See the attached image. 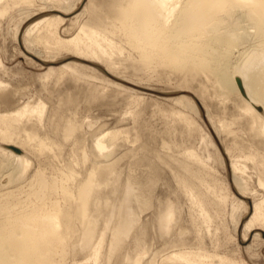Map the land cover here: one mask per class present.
<instances>
[{"label":"bare ground","instance_id":"6f19581e","mask_svg":"<svg viewBox=\"0 0 264 264\" xmlns=\"http://www.w3.org/2000/svg\"><path fill=\"white\" fill-rule=\"evenodd\" d=\"M74 1L0 0V19L12 18L11 12L15 7L28 11L37 6L36 12H26L23 19L15 23L13 38L26 54L45 66L42 79L55 77V80H60L66 76L73 85L72 92L60 96L58 104L47 116L43 102L0 114V141L5 142L0 150V175L7 173L5 184H8L6 188H0V264H63L68 255H71L69 258L73 259V264H138L146 250L141 249L142 252L133 259H128L127 255L120 256V253L139 220L138 211L151 206V190L164 170H161L162 165L171 173L170 177L178 185L180 193L196 206H192L197 212L191 213L190 220L196 213L199 223L210 225L213 217L208 211L207 197L215 190L212 186L207 187L210 182L205 183L210 172L207 169V173L205 168L207 159L209 161L213 156L208 151L206 156H200L195 150L184 148L182 159H176L171 154L165 156L166 152L165 155L160 154V148L157 147V151L155 145L156 138L149 137V141L141 142L136 149L130 148L133 161L128 172L123 174L119 167L122 166L120 159L111 158L107 149L115 146L118 139L124 140L127 133L125 135L126 130L110 131L102 132L93 141L89 152L98 160L90 162L89 155L85 153L86 138L81 137L83 131L74 117L81 101L91 102L96 93L93 84L84 88L78 83L88 80V77H99L88 76L85 69L90 67L78 62L57 63L59 66L51 67L52 61H47L36 51L38 44L52 52L70 51L73 58L90 65H104L107 74L119 77L110 60L117 51L122 53L115 45L116 37L137 50L132 70L152 66L180 76L182 86L188 89L186 91L192 90L195 101L205 107L204 114L217 138L220 134L226 135L220 133V129L230 134L232 124L243 129L245 140L233 134L231 146H226V140L223 149L229 160L231 181L240 198L247 201L245 205L235 198L248 213L241 225L243 240L246 236L256 240L261 232L264 236V0H83L80 7ZM82 12L87 13V20L79 23L75 32L60 36L59 29L64 22L68 19L74 23L79 21L77 19ZM0 69H3L1 59ZM100 79L105 85L117 86L118 90H130L111 79ZM2 86L0 80V88ZM138 100L141 99L135 97L130 102L135 104L134 113L136 104L140 103ZM170 100L184 103L194 111L197 109L191 98L173 97ZM44 116L49 125L46 132L40 130ZM176 116L184 127L191 126L185 115L178 112ZM212 116L219 117L218 125ZM222 139L218 138L219 142ZM201 141L212 146L214 154L222 161L219 147L207 131ZM161 142L163 148L168 146V143ZM223 142L220 143L224 145ZM67 144L71 147L68 157H65ZM22 147L38 160V167L31 175H24L29 160ZM233 148L237 149L235 158L230 151ZM248 162L252 163L251 169L257 171L256 183L263 191L258 199L245 195L248 189L243 175L248 170ZM139 170L141 172L137 174ZM203 184L210 191L208 194L206 190L209 196L199 190V187L204 188ZM218 197L219 204L225 201L226 196ZM175 212L173 205H168L157 219L163 232L170 230ZM191 221L193 223L194 220ZM145 223L142 224L144 227ZM256 224L260 227H255ZM144 227L134 230L132 246L138 248L143 242ZM252 230L259 232L251 233ZM78 255L83 257L77 258ZM169 255L165 262L160 260L163 262L160 264H203L202 257L207 254L177 251ZM220 257L218 259L217 256L215 264H238ZM76 258L84 259L77 261ZM149 260L146 264H154Z\"/></svg>","mask_w":264,"mask_h":264},{"label":"rangeland","instance_id":"374dc122","mask_svg":"<svg viewBox=\"0 0 264 264\" xmlns=\"http://www.w3.org/2000/svg\"><path fill=\"white\" fill-rule=\"evenodd\" d=\"M97 1L100 2V0H97ZM82 2L83 0L74 1L77 7H80ZM36 7L37 6H34L35 9H37ZM15 9L18 12H16ZM35 9L29 8V10L27 9L28 11H24V10L22 11L20 10V8L17 9V7H15L11 12L12 18L0 19V59L3 64V69H0L1 70L0 80L3 82V86L2 88H0V114H6L7 112H11L13 110H16L26 105L35 106L38 102H43L45 105L44 114L45 116H47L48 113L52 109H54V107L58 104L60 96H62L63 94L72 92L71 90H72L73 85L70 81H68V77L66 76L60 80H55V77H52L46 80L42 79L41 76L44 74V71H46L45 66L40 65L37 62V60H35L30 55L26 54L23 51L20 43L16 41L15 38H13L15 23L22 20L23 17L26 15V12L28 13L32 11L36 12ZM81 15L79 16L80 19L79 18L77 19L79 21H76L75 23L71 22L69 19H68L69 21L68 20L65 21L62 27H60L59 29V34H61L60 36L64 37V35L67 36L75 32L78 24L85 22L84 21L85 19L87 20V17H86L87 13L82 12ZM66 25L68 27H66ZM114 39L116 40V41L114 40L116 42L115 45L121 49L120 51L122 53H119V51H117V53L114 56H112L110 60H112L111 61L112 69H114V72H116V74H118L119 77L117 76L113 77L107 74L105 72L106 70H105L104 65H99V64L90 65L87 62H83L81 60L73 58L71 56L72 54L70 51L68 52L67 50L66 51L59 50L56 52H52L51 49L43 48V46L40 44H38L36 48V51L40 55H43V57L47 59V61H52L51 67H57L59 66V64L63 62H70V63L78 62V63H82L90 67L89 69H85V73L88 76L95 75L99 77L98 79H92L88 77V80H86L87 79L86 78L83 80V82L81 81L82 83L81 82L78 83V85H82L84 86V88L89 87L90 86L89 84L91 83L96 88L95 95L94 93H92L91 95V97L93 95L94 97L93 99H91V102H89L90 104L86 100L81 101L82 104L80 103V106H78L79 108H77V111H76L77 116L74 117L77 124L79 125V129L80 130L82 129L81 131H83L82 132L83 134H82L79 130V132L81 133V137H83L84 139L86 138L85 140H86L87 149L85 153H87V156L89 155L88 160L92 163H95L98 160L94 155H91L89 150L91 149L93 141L99 134H101L102 132H110V131L125 132L126 130L125 135L126 133L127 135L125 139L127 141L125 139L124 140L118 139L117 144L115 146L111 145L107 149L111 153L110 154L111 158L113 159L115 158L114 160H116V157L117 159H120L119 164H122V166L120 165L119 167L121 168V171L123 170L122 173L126 174L128 172L127 169L130 168L131 163L133 161V159L130 156L131 149L132 150L136 149V147L141 145L143 141L144 142L146 140L149 141V137H155L156 138L155 145H157L156 148L157 147L160 148L159 151L157 148V151L161 152L160 154L162 155H165V152H166L167 155L165 156H169V154H171L170 156L176 159H182L181 154L183 153L184 148L193 149L200 156H206L207 151L208 153L213 154V156H211L209 161L207 159V162H208L206 163L207 165L205 164L206 170L208 169L210 171L208 173V170H207L208 177H206L205 183L209 184L210 182L211 185L209 184L207 185V187L212 186L215 190L214 192L216 193L215 194L214 192L211 191L212 193H210V196H209L208 194L210 191L206 189L207 188L206 184H203L204 186L201 185L204 188L199 187L200 188L199 190L200 191L202 190L205 195H206V190H207L208 194L206 196H209L207 197L208 203H209L207 204L208 211L210 212V215H212L213 217L211 219L210 225L209 224L202 225L201 221H200L201 223L198 222L200 218L198 219V217H195L196 213H193L191 220H194V221L192 223V221L190 220V215L192 212H197V209H193V207L196 208V206L189 200L187 196L186 198L184 197L182 193H180L181 191L179 190L178 185L175 184L176 182H174V179L170 177L171 173L164 165H162L163 167H161V170L163 169L164 170L161 172L162 173L165 172L164 174L167 177L163 175L162 173H161L162 175L160 174V177L158 179L159 182L157 180V183H156L157 186L155 185L153 188V190L154 189L155 190L154 191L151 190L152 191L151 192V198H152L151 206L149 208L138 211L137 216L139 217H137V219L139 220H137L134 230L137 228H140V226L144 227V225L142 224H144L145 222H147L148 226H150V224L151 226L147 227V225H145L144 227L145 235L143 238V242L138 248L135 247L134 245L132 246L131 236L134 234V230H132L129 236L131 239L129 237L126 238L124 245L121 249L122 252L121 251H120L121 253L119 252L121 254L120 256L127 255L128 259H133L137 255L138 252H142L146 250L147 252L144 251L143 259H141V262H139L138 264H146L147 262H150L149 258L154 262V264H156V262L158 261L159 262L157 264H160V263L165 262V259L168 256H170L169 254L171 253H174L177 251H186V252L190 251L191 253H194V252L195 253L198 252L202 254L204 253V255L206 253L208 257L207 255L202 257L203 264H204V261H205V264H207V262H209V264H215V261H217L220 256H221L220 258L222 257L225 259L228 258V260L230 261L233 260V262L238 263V264L239 263L240 264H264L263 232L260 233L261 234L260 237H258V239L256 240L250 238V236L249 237L246 236L245 240H243L244 237H242L243 231L241 232L242 230L241 225L247 219L248 213H247V210L244 208V206L242 207V205L239 206L237 204L235 198L243 201L244 203L245 202L247 203V201H245L244 199H241L240 196L237 194L234 184L231 181V172H229L230 168L228 167L229 160L226 154L224 153V149H223L225 148L226 140H227L226 142H228L226 143V146H228L229 144H230L229 146H231L232 144L231 138L235 136L236 137L240 136L241 137V138L239 137L240 140H243L244 135L242 134H245L243 129L233 124L230 126V128L233 129L232 131L230 130L231 132L230 134H228L226 131L224 132L223 129H220L221 130V131L219 130L220 133H226L227 135V137L225 134L219 135L218 137L219 139L220 138L222 139L223 137L225 138V139L224 138L222 139L224 142L220 141L221 143L223 142L224 145H222L219 142L216 135H214V132L211 129V126L204 114L205 111L203 110L205 107L203 108L200 104H198L195 101V97L190 92L192 90L189 89V91H186L188 89L182 86V82H181L182 79L180 76H176V74H172L167 71H159L157 68L154 69L152 66L141 68L138 71L132 70L133 68L131 65L134 62V60L136 61L135 58H136L137 50L131 48V46H129L127 43H121L122 41L121 42L118 41L116 37ZM128 59L130 60L133 59V60L130 61ZM126 60H128L129 63ZM102 77L111 79L112 81H115L119 85L129 88L130 90H126V91L124 89L121 90L122 88L118 90L117 86L115 87L114 85H110V86L105 85V83H102L104 81L100 79ZM133 82L138 83L141 86L140 87L133 86L134 85ZM43 84H46L44 85L45 87L43 86ZM83 90L85 91V89ZM85 93L87 94V97H88L89 94L87 93V91H85ZM83 97L85 99L87 98L86 96H83ZM135 97H138L141 100H138L140 101V103L138 102L139 104H136L137 106L135 108V113H134L135 104H132L130 102H132L131 100L132 99L134 100ZM173 97L191 98L197 107L196 111H194V109L192 108H189L184 103L179 104L177 102L175 103V101L170 100V98H173ZM208 110L211 113L210 107L208 108ZM130 112H133V113H130ZM136 112H137V115H136ZM140 112H143V113L140 114ZM178 112L182 115H185L191 121V126H189V128L184 127L183 122H180L179 117H177L179 115L176 116V113ZM66 115L68 114L66 113ZM45 116L41 123L42 127L40 126L41 124L39 125V128L40 127L42 128V129L40 128L42 132H46L49 129V125L47 124V122H45L47 121V117L45 118ZM212 117L215 119L214 121L218 125L217 120L219 117H215V116H212ZM133 119L135 120L133 121ZM138 123H140V125ZM43 129H45V131ZM206 131L212 137L216 147L217 148L219 147L218 151H219L222 161L214 154V149L212 148V146L201 141V137ZM135 133H138V134H135ZM233 134L235 136H233ZM136 135H139L137 136V140L135 139ZM229 139H231V143ZM161 141L168 143L167 144L168 146L163 148ZM4 145H5V142L1 140L0 150L4 148ZM119 145L121 146L117 147ZM66 147H64V156L66 157L67 155L68 157V154L70 151L69 149L71 146L69 145V147L68 146ZM161 148L163 150H161ZM22 149L27 154L26 158L29 160V165L24 171V175H31L35 171L34 169L38 167L37 165L38 160L35 156H33L32 153L27 151L26 148L22 147ZM230 151L233 154L232 158H235L236 156L235 153L237 154V149L234 150L233 148V150L231 149ZM231 152H229V154H231ZM121 154L124 157H122ZM223 154H224V157H223ZM121 159L124 160L125 162V163L123 162L124 165L122 163L123 160L121 161ZM249 163L250 162H248L247 164L248 170H246V173H245L246 176L247 175L248 176L246 177L244 176L245 174L243 175V178L244 180H246V183H247L246 189H248L246 190L245 195L246 196L250 195L249 197L253 199L255 197V199H258L260 197L259 194H262L263 191L257 186V183H256L257 171L255 169H251L252 163H250L251 165ZM166 171H168V173ZM140 172H141L140 170L137 171V174H140ZM248 172L249 174H247ZM6 174L7 173L1 174L2 176L0 175L1 177L0 184L3 182L0 188H6L8 186V184H5ZM4 178L5 180L3 181ZM212 180H214V182ZM171 182H174L173 185H176V186H173ZM196 184H198V182H196ZM176 191H178V193H176ZM249 191L251 192L252 196ZM177 194H179L180 196L178 197ZM219 195L226 196L225 201L222 202L221 204H219L217 201L220 199L218 197ZM211 199L212 201L210 203ZM190 202H191V205H190ZM213 202L214 204L212 205ZM246 203L245 205H247ZM216 204L218 207L216 206ZM168 205H173L176 212L170 222V224L172 223L171 227L169 226L170 230L163 232L158 226L157 219L159 218L161 213H163L164 208L167 207ZM214 205L216 206V209L218 208L217 210L213 208ZM212 211L214 212L217 211V212L216 214H214V212ZM194 217L196 219H194ZM205 226H207V228H205ZM208 226H209V229H208ZM255 227H260V226L256 224ZM159 232L160 233L163 232L161 233L162 236ZM255 232H259V231L257 230L251 231V233H255ZM177 236L179 238H175ZM180 237H182L181 240H180ZM170 239L173 241H171ZM182 239L184 240V242ZM177 241L179 242L177 243ZM171 242L174 244H172ZM216 254L218 256V259H217V256L216 257L214 256ZM69 256L71 257V255H68V258H66L63 264H73L74 261L73 259H70ZM80 256L78 255L77 258L78 257L80 258ZM212 257H214L216 260L214 259L213 261ZM70 260H72V263H70ZM79 260L82 261L81 259ZM79 260L77 259V261ZM160 260L163 262H160ZM112 263L114 262H111L109 264H112Z\"/></svg>","mask_w":264,"mask_h":264}]
</instances>
